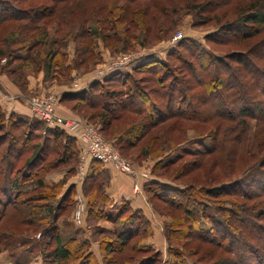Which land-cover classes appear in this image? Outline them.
Here are the masks:
<instances>
[{"label": "trees", "instance_id": "trees-1", "mask_svg": "<svg viewBox=\"0 0 264 264\" xmlns=\"http://www.w3.org/2000/svg\"><path fill=\"white\" fill-rule=\"evenodd\" d=\"M94 1H100L95 15L67 20V15L59 14L57 18L64 21L63 25L56 20L55 37L48 39L44 31L48 19L56 10H65L66 5L62 9L58 6L70 0H0V74L25 93L23 68L33 67L34 74L45 68L46 77L56 71L66 75L71 67L65 66L68 60L63 48L69 43H75V57L82 65L86 56L97 57L95 35L102 34L105 39V31L113 32L111 39L117 41L120 22L126 24L122 31L124 41L137 40L131 29L142 26L129 10H145L147 7L138 5L140 1L154 2ZM168 1L174 8L153 7L165 16H156L144 26V39L168 38L182 14L193 13L200 24L215 23V35L207 40L227 49L221 52L223 56L183 38L164 59L145 57L129 70H118L81 92L61 94L58 105L89 122H97L98 132L102 136L111 134L108 139L114 141L120 154L136 148L150 136L146 151L158 139V133L153 131L159 124L169 122L171 127H178V121L206 122L223 119L221 116L233 123L246 142L250 122L264 124V0H236L222 14L218 9L231 5L233 0H179L178 4ZM91 18L99 32L90 26ZM1 60L5 63L1 64ZM219 128V123L213 126L216 134L208 146L185 150V155L196 153V157H202L219 152L225 141L224 134L217 131ZM256 146L249 153V158L255 159L250 166L253 171L227 184L209 189L185 184L188 188L180 189L157 179L145 182L143 192L156 212L163 215L157 209L158 202L166 210L182 214L163 230L168 243V259L163 264H246L242 262L245 257L249 259L247 264H264L258 261L264 258V155L260 158ZM79 152L77 142L64 130L46 127L35 119L7 115L0 108V245L10 254L11 264H31L34 254L39 255L40 264H162L161 252L145 244L151 229L141 211L133 210L125 202L113 213L108 211L111 201L105 194L107 173L97 161L89 164L83 190L87 197V221L94 228L100 260L89 242L77 238L76 231L61 235L60 221L68 223L75 208L74 186L60 194L62 186L76 172ZM179 157L162 167H173L181 160ZM63 171L66 175L61 182H46L48 175ZM226 196L243 201L233 202L228 208L221 198ZM4 221L12 222L13 227ZM205 221L207 228L202 227ZM17 227L40 232L42 238L32 241L21 235L15 239L13 233L20 236L22 232ZM236 237H246L248 243L235 246ZM204 243L209 247L204 248ZM28 244L31 246L27 247ZM191 245L189 256L184 250ZM251 257L255 262L251 263Z\"/></svg>", "mask_w": 264, "mask_h": 264}, {"label": "rangeland", "instance_id": "rangeland-1", "mask_svg": "<svg viewBox=\"0 0 264 264\" xmlns=\"http://www.w3.org/2000/svg\"><path fill=\"white\" fill-rule=\"evenodd\" d=\"M101 1H105V0H101ZM174 2L175 4H178L179 0H174ZM234 2H236V0H233L231 2V5L227 4V5H224V7L221 6V8L218 9L219 14H222L224 10L229 9V7L232 8L234 5ZM99 4H100V1H94V0H70L68 4L67 2H65L59 5L58 8L60 9H62V7L65 5L67 8L65 10H56L54 13V16L48 19V25L47 26L45 25V28H44V31L47 32L48 39H52L53 37H55V31L58 26V23L56 20L59 19V17L57 18L59 14L67 15L68 16L67 20L70 18L78 19L86 15L88 16L92 14L95 15L97 11L96 7ZM21 5H25V4L21 3ZM138 5H140L141 7L143 6L147 8H145V10H129L131 15H133L134 13L135 17H137L140 20L138 21V23H141V26H142V27L140 26L141 28L137 30L131 29L134 32L137 40H131L130 42L124 41V38H122V33H123L122 31L124 27H126V24L125 22H120L117 28V31L119 32V37H116L117 41L119 40V42L116 43L117 41L114 42L111 39L113 32L109 34L107 33L109 31H105L104 34L107 36L105 39L103 38L102 34L100 35L98 33L97 35L94 36L95 53L97 54V57L91 58V57L86 56L84 58L86 59V62L82 63V65L78 63L79 59L75 57V52H74L76 48L75 43L71 42L67 45L66 48H63V54L67 56V60H68L67 65L65 66L71 67V70L68 71L66 75H63L56 71V73L53 74L52 76L46 77L45 68L41 69L43 71H39L38 73H35V74L33 73V70H32L33 67H30L29 69L23 68V70L21 71V74L25 76V80L27 78V73L33 74L35 78L38 75H42L41 81L39 80L36 81V84L38 85L36 88L41 86V89H36L34 94L29 95L30 96L29 98L34 97V96H47L51 94L57 95V93L55 92V89L57 91V88H65V89L68 88L67 92L69 93H78L76 90L79 88L81 91H83L86 88H88L94 81H96L99 73L106 71L107 68L112 64V62H116L119 60L121 61L123 60V58H126V60L129 61L125 65L127 66L125 69H128V70L135 63H137V60L143 59L145 57L148 59H154L155 57L153 56L157 55L158 57L155 59L162 60L165 58L166 53H168L170 50L175 49L176 44L170 45L169 43L171 42V39L173 38V36L178 33H180L182 36L180 40H182L183 38H189L192 41H194L195 44H197L198 46H201L208 52H210L211 50H214V54L218 56L219 55L223 56L224 53H221V52H224L225 50H227L219 45L211 44L207 40L208 37H212L215 35L216 27H217L215 23H211V24L201 23L200 24L197 19V16L195 17L193 13L182 14L181 19L179 20L178 24L175 26V31L170 33L168 38L164 37L163 39H160V40H156L155 38L154 39L148 38L147 40H145L144 39V26L146 24H149L151 20H154L156 16H158L159 18H163V16H165L164 14H162V10L158 12V10H153L154 9L153 7H157L158 5H160L161 7L162 5H164V6H167L166 7L167 10H169V8L171 7L172 8L174 7L172 3L169 2L168 0H154V2L140 1L138 2ZM70 10H73L74 12H71ZM92 20L93 18L89 19L90 26L93 28V30L97 29L98 27L96 26V24H94V22H92ZM60 21H61L60 26H62L64 21L62 20ZM109 35L110 37H108ZM125 47L127 48L125 49ZM4 63L5 61L1 60V64H4ZM263 67H264V64H263ZM140 76H143V75H138V77ZM49 88H52V90ZM25 90L28 93L27 86ZM58 98H59V95H58ZM57 107H58V102L56 104V108ZM56 108H55V114H56ZM208 110L211 111L210 109ZM73 114H74L73 117L64 118V119L82 120L86 122L87 124L91 125L92 127H95L96 130L98 131V125L96 124L97 122L92 123V122L87 121L86 119H83V117L75 113ZM21 118H25V117H21ZM30 118L34 119L31 116ZM136 118L139 119L140 117H136ZM221 118L223 119H215L212 121L207 120L206 122L204 121L199 122L198 119H196L195 121H190V122L182 120V121H178V123H180L178 127H171L170 126L171 123L169 122L159 124L156 127V129L153 131V134H155L156 132L158 133L157 135L158 139H156L155 142L146 151H144L145 145L147 143V140L149 141L151 139L150 136L146 140L140 142V144L137 145L136 148L130 151L129 149L127 151L124 150L120 154V152L116 149L117 147H115L113 143L114 141L112 139H108V137H110L111 134L103 135L104 137L100 133L99 134L101 135L103 140L107 144H110L112 148L116 150L123 159H125L129 164H131L133 169L136 170L137 172H142L143 170L141 171L140 167L143 166L142 165L143 163L145 162L148 163L147 166H144L145 167L144 171L147 173L149 178L148 180H139V186H140V182L143 181L145 183L146 181H149L150 179L154 178V179H157V181L162 182V184L173 186V187H178L180 189L188 188L185 184L187 185L191 184L196 187L202 186L203 189H209L214 186H220L221 183L227 184L232 179H240L245 175H249L253 171V169H251L250 166L255 162V159L253 161L252 159L249 158L251 147L257 145L256 148L258 149L260 158L261 156L264 155V124L263 123L261 122L257 123V121L250 122L251 126H250L249 133L246 134V137H245L246 142H245L244 140L241 139V134L239 133V130H236L237 128L234 129L235 126L233 125V123L229 122L228 118L225 116H221ZM217 123L220 124V128L217 129V131L220 133H223L224 134L223 136L225 137L224 144L222 145L221 149H219L220 151L214 152L211 155H204L202 157H196L195 156L196 153L185 155L184 153L185 150L196 151V150L201 149L202 145L208 146L209 141H211V139L213 138V135L216 134L213 132V126ZM231 127H233V129H231ZM227 128H230L231 132L224 133V131H226ZM119 129L120 131L124 130V128H119ZM249 143L251 144L250 146H249ZM144 153L150 154L151 156H146V157L142 156ZM177 156H180L179 159L181 158V160L178 161L177 164H175L173 167H170V166H167L164 168L162 167L164 166L165 162ZM192 163H195V164H192ZM153 168H156L154 172H152ZM154 174L157 175V178L155 177ZM180 176H184V177L181 179H177ZM84 181L81 183L82 184V195L81 196L83 197V199H86L87 197L85 196V193L83 190ZM107 184H108V178L106 179V185ZM242 187H245V185L242 184ZM204 193L205 192L202 193L203 196H205ZM76 196L77 195L74 196V199L76 198ZM221 198H224L223 205L227 206L228 208L233 206L234 204L233 202L243 201V199L238 198V197L226 196V197H221ZM75 205H76V202H75ZM156 206H157V209L161 210L163 214V215H160L158 212L155 211L156 210L155 208L153 209L160 216V218H162L164 221L163 230L173 219L176 220V218L182 217L181 213H177L178 211L166 210L164 205L161 203L156 202ZM171 214H172V217L170 216ZM83 221H84V225L83 227H81V229L86 228L87 226L91 225L89 223V220L87 221V211L85 212ZM4 223L7 226L11 225V227H13L12 222L4 221ZM62 224H68L67 227L62 228L61 230L62 236H66V234L68 236L71 234V230H75L74 228H79L74 223L73 214H72V218L69 219L68 223L64 222ZM202 227L207 228L208 221L203 222ZM90 228L91 230H94L92 226H90ZM16 230H20L22 232H19L21 233L20 236H18L19 235L18 233L17 234L13 233V238L18 237L17 239H20L19 237H22L23 235L27 237L26 240H32V241H40L42 238V235L38 237V235L41 234L40 232H32L31 230L23 231L24 228L22 227H17ZM78 233H80L83 236V233L81 231H78ZM163 235L165 237L164 238L165 240L164 250L165 251L161 253L162 264L164 263L166 259H168V254H167L168 243H167L164 231H163ZM8 237H12V235ZM236 238H234L236 241V243L234 244L235 246L241 245L242 242L248 239L246 237H243L240 239L238 237ZM24 239L25 238H23V240ZM28 246H31V245L28 244L27 247ZM192 246L193 245L185 248L184 250L189 256H190V249L192 248ZM203 246L204 248L209 247L208 243H204ZM254 247L256 249L259 248L257 246H254ZM3 248L4 246L0 245V264H11V256ZM22 250L23 249H21L20 251ZM218 252L220 254H223L221 250H219ZM262 252L264 253V250H262ZM33 256H34L32 257L33 260H31L30 263L40 264L41 260L39 258V255L34 254ZM256 256L257 255H255V257ZM258 257L262 258L259 255ZM191 258L196 260V257L194 256H192ZM253 260H254L253 257H251L250 259L251 263L255 262ZM258 261L264 263V258L259 259ZM242 262L247 264L249 262V259L245 257V261L243 260Z\"/></svg>", "mask_w": 264, "mask_h": 264}, {"label": "crops", "instance_id": "crops-1", "mask_svg": "<svg viewBox=\"0 0 264 264\" xmlns=\"http://www.w3.org/2000/svg\"><path fill=\"white\" fill-rule=\"evenodd\" d=\"M157 58L158 56H153ZM147 59V58H146ZM42 75H38L36 78L33 74L27 73V87L28 93L21 91L16 85H14L9 78L0 74V108L7 115L15 114L17 116L25 117L27 119L30 118L27 100L30 97L29 95L34 94L36 89H41V86L36 88L38 85L36 81H41ZM42 83V82H41ZM43 89V88H42ZM52 90V88H49ZM68 89V88H67ZM65 88H57L55 92L57 95H61L66 93L68 90ZM45 91V90H43ZM51 92V91H50ZM56 114L62 118H70L73 117L74 114L66 109L65 107L58 105L56 108ZM143 166L140 167L141 171L145 170L144 166H147L148 163H143ZM103 169L107 173L108 184L105 187V194L107 198L111 201V207L109 208V212H114L123 202L127 203L133 210H138L143 213L145 218L150 223L151 235L145 240V244L157 250L161 253L165 251L164 249V235H163V219L153 210L151 204L147 201V198L143 192L144 182H140V191L135 192L133 190V185L135 179L127 174L118 172L111 166H105ZM66 172H58L52 173L46 177V182L49 184L59 183L65 177ZM151 181H155L154 178L150 179ZM73 185L75 190V195H82V184L75 183V176L73 175L69 178L66 183L62 186L61 196L67 191V189ZM86 202V199H84ZM60 221L61 230L64 227ZM103 225H106L103 223ZM108 227V226H107ZM77 234V238L86 240L90 244L91 251L97 256L100 260L99 255V245L95 241L93 236V230H91L90 226L86 228H74ZM72 231V230H71ZM81 231L83 236L78 233ZM67 235V234H66Z\"/></svg>", "mask_w": 264, "mask_h": 264}, {"label": "built area", "instance_id": "built-area-1", "mask_svg": "<svg viewBox=\"0 0 264 264\" xmlns=\"http://www.w3.org/2000/svg\"><path fill=\"white\" fill-rule=\"evenodd\" d=\"M181 37L180 33L174 35L169 44L175 45ZM128 62L126 58H123L121 61L112 62L106 71L99 73V78L97 77L96 81L118 70L125 69L127 67L125 65ZM76 91L80 92L81 90L79 88ZM57 101L58 95L56 94L34 96L27 100V106L32 118L43 122L46 127H57L64 130L77 142L80 152L75 173L76 183H82L85 180L90 162L97 161L103 166H111L118 172L133 176L136 179L133 190L139 192V180H148L149 176L147 173L145 171L137 172L134 170L131 164L123 159L110 144H107L103 140L95 127H92L82 120H68L57 116L55 114ZM75 202L73 220L75 225L81 228L84 225L83 220L87 208L85 200L80 194L76 196Z\"/></svg>", "mask_w": 264, "mask_h": 264}]
</instances>
